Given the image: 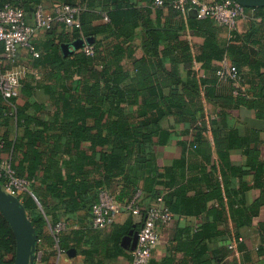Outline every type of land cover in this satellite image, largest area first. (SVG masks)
Here are the masks:
<instances>
[{
    "label": "trees",
    "instance_id": "trees-1",
    "mask_svg": "<svg viewBox=\"0 0 264 264\" xmlns=\"http://www.w3.org/2000/svg\"><path fill=\"white\" fill-rule=\"evenodd\" d=\"M11 2L0 0V8ZM45 2L50 8H77L75 23L37 32H41V38L31 43L38 57L27 51L30 61L20 80L19 94L29 99L36 90H42L56 110L49 121H43L35 116L42 106L26 101L17 107L18 97L5 102L0 95V123L13 119L23 129L20 142L17 138L9 142L0 139V152L11 155L16 176L24 178L32 191L37 183L56 201L50 216L41 200L40 210L26 193L20 199L34 229V262L55 264L58 250L64 254L74 250L84 264H106L127 256L121 240L141 225V220L136 223L130 215L123 224L110 226L103 239L90 225L61 231L57 243L46 231L47 223L52 227L60 223V216L83 211L89 219L98 192L109 190L118 178L123 186L116 196L118 202L129 201L140 192L141 197L151 200L161 197L176 217L211 215L206 205L211 199L220 202V197L203 193L188 198L189 180L181 182L185 179L183 160L159 172L155 149L170 138V132L161 129L160 123L172 116L176 123L189 125L183 134L192 137L188 147L197 151L208 129L216 137V118L209 117L206 123L204 104L222 110L240 106L254 109L256 101L248 99L245 71L263 80L264 65L249 62V57L251 46L264 43V8L244 7L245 11H255L261 23H252L245 34L231 31L227 40L220 41L212 20H199L195 14L190 17L189 9L182 20L181 11L170 4L163 17L160 8H153L154 0H25L23 7L29 13L38 5L45 7ZM185 29L203 38L199 53L193 54L182 37ZM137 36L140 44H134ZM72 45L79 48L62 52V46ZM85 46L92 48L91 56L83 52ZM138 48L142 50L139 59L135 57ZM223 61L236 68L237 84L217 76ZM8 64L4 63V70ZM200 71L208 77H200ZM29 108H33V115L26 113ZM11 111L13 117L8 116ZM259 115L264 117V113ZM86 142L88 146H82ZM181 146L183 151L188 150L186 144ZM15 153L20 155L17 166L13 164ZM157 187H161L160 192ZM214 229L202 223L177 231L172 250L182 253L183 258L176 262L172 254L160 262L150 259L148 264H223L226 253L222 249L206 256ZM14 254L13 232L0 213V264H13Z\"/></svg>",
    "mask_w": 264,
    "mask_h": 264
},
{
    "label": "crops",
    "instance_id": "crops-1",
    "mask_svg": "<svg viewBox=\"0 0 264 264\" xmlns=\"http://www.w3.org/2000/svg\"><path fill=\"white\" fill-rule=\"evenodd\" d=\"M171 1L165 0L166 5L164 6H156L154 3L152 6L156 9L160 8L163 17H166ZM44 5L47 9L51 7L46 2ZM188 13H190V17H194L195 10L189 9ZM180 14L182 20H185L186 14L184 12H180ZM255 15L256 12L253 10H244L243 16L238 19L237 26L232 31L245 34L252 23L260 24L261 20ZM26 16L28 21L32 23V13L29 12ZM215 26L218 40H227L231 31L218 25ZM40 33L35 34L32 40H39L41 38ZM262 35L264 37V33ZM259 36L262 37L261 33ZM182 37L189 43L193 54L199 53L203 38L194 35L187 29H185ZM134 44H140V36L136 37ZM250 48L253 53L249 57V62L264 65V43L261 42V44ZM72 50H74V45L67 46L65 52L63 50L62 52L67 54L66 52L70 53ZM141 56L142 50L138 48L135 57L139 59ZM29 61L30 54L27 50H19L15 62L6 65V67H8L7 69L22 70L25 74ZM124 64L129 66L127 61H124ZM195 69L199 70L200 65L196 64ZM246 71L245 80L249 88H247L249 91L248 99L256 101L254 109L240 106L233 110H222L220 106L204 104L206 123H208L209 117L216 118L213 128L216 137L214 139L212 131L208 129L204 134L203 142H200L201 147L197 151L188 147L192 137L183 134L189 129V125L176 123L172 116L165 118L160 123L161 129L170 132V138L164 146H158L155 149L159 172L173 163L183 160L185 179L181 182L186 184V180H189L187 185L188 198L192 199L203 193L206 195L216 194L220 197V202L211 199L207 203L206 206L211 210V215L174 216L171 225L160 227L158 229V242L151 254V259L156 262H160L172 254L176 262H179L183 258L182 253L174 254L172 250L177 231L186 228L193 229L202 223H207L215 226L212 232L215 236L207 243V257L222 249V252L226 253L223 264H264V117L259 115L264 113V77L263 80L259 81ZM261 72H264V69ZM198 75L202 78L208 77V74L203 71H200ZM26 101L30 105L42 106L41 111L35 113L33 108H29L26 113L29 115L35 113V116L43 121H49L51 114L56 110L54 102L42 90H36L29 99H25L19 94L15 100V105L22 107ZM220 113L221 115H219ZM22 135L23 129L16 126L15 120L1 121L0 139L9 142L17 138L20 142ZM182 143L187 145V151H183ZM233 143L236 145L230 148ZM82 146H88V143H83ZM223 155L224 157L220 158ZM0 158L11 162V155L4 150L0 152ZM19 159V153H15L13 157L15 166H17ZM122 187V182L118 178L113 182L109 191L117 196ZM213 188H217V191ZM34 190L35 192L31 190L28 184L26 195L34 199L40 210L38 200H41L47 207V212L52 216L54 212L51 207L56 205V201L47 197L44 188L37 183L34 185ZM157 190L160 192L161 187H157ZM125 200L127 199L121 201L125 202ZM153 205L154 200L144 196L140 198L141 211H146ZM60 217V223L65 226L64 231L77 230L83 225L89 226L90 218H85L83 211ZM129 217L128 213L122 212L117 217L115 224L121 225ZM132 219L136 223L140 221L136 217ZM46 231L49 233L48 227H46ZM109 232L110 228L99 231L100 238H106ZM230 246H232L231 249ZM126 254L127 256L118 257L114 261H106V264H130L131 252L126 251ZM33 264L41 263L36 261ZM55 264H84V259L76 252L73 258H68L66 254L62 253L57 254Z\"/></svg>",
    "mask_w": 264,
    "mask_h": 264
},
{
    "label": "built area",
    "instance_id": "built-area-1",
    "mask_svg": "<svg viewBox=\"0 0 264 264\" xmlns=\"http://www.w3.org/2000/svg\"><path fill=\"white\" fill-rule=\"evenodd\" d=\"M24 1L12 0L10 4L0 8V95L5 102L19 96L20 80L24 71L19 69L4 70V63H14L19 50H27L32 57L37 58L38 53L31 43L34 35L41 30H50L58 24L73 26L78 11L77 8L65 5L54 6L50 9L38 5L31 12L32 23H30L23 7ZM154 4L162 6L163 1L154 0ZM170 5L181 12L193 9L197 19H210L216 25L229 31L236 28L238 19L243 16L244 12V7L234 0H172ZM83 52L91 56L92 48L85 46ZM217 76L221 80H230L237 84L236 68L225 61L217 71ZM12 110H14L13 107ZM13 114L11 111L8 116L13 117ZM1 147L2 143H0ZM0 188L5 194L19 201L27 192L26 180L16 176L10 162L1 158ZM140 198L141 194L137 192L129 201L118 202L112 192L102 189L98 192L97 200L90 209L89 225L95 231L112 226L122 212L141 220L140 228L137 231L136 247L131 252L130 264H148L152 250L158 242V229L171 225L175 218L163 204L161 197L156 198L154 205L142 214L139 206ZM47 227L57 243V235L65 229L64 224L58 223L52 227L47 223ZM229 248L231 249L232 246ZM62 253L59 250L57 252V254ZM39 256L40 252L37 254V258Z\"/></svg>",
    "mask_w": 264,
    "mask_h": 264
},
{
    "label": "water",
    "instance_id": "water-1",
    "mask_svg": "<svg viewBox=\"0 0 264 264\" xmlns=\"http://www.w3.org/2000/svg\"><path fill=\"white\" fill-rule=\"evenodd\" d=\"M245 8H264V0H234ZM67 46H62L64 51ZM79 47L74 45V49ZM65 52V51H64ZM0 213L8 222L15 238V254L13 264H33L36 238L34 229L28 220L21 202L5 194L0 188ZM137 231L130 230L121 240L122 249L132 252L136 247ZM73 258L74 250L65 253ZM60 255V254H58Z\"/></svg>",
    "mask_w": 264,
    "mask_h": 264
}]
</instances>
